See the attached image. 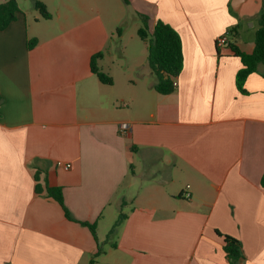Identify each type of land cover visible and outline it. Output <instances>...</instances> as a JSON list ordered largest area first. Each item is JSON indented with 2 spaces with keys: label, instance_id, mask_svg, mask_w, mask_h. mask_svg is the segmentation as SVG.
<instances>
[{
  "label": "crops",
  "instance_id": "0c3cea01",
  "mask_svg": "<svg viewBox=\"0 0 264 264\" xmlns=\"http://www.w3.org/2000/svg\"><path fill=\"white\" fill-rule=\"evenodd\" d=\"M15 1L0 30V264H228L216 231L240 242L242 264H264V64L240 93L231 50L253 51L243 25L264 0H127L149 34L160 20L179 35L168 95L153 89L146 42L130 59L97 7L60 0L47 25L33 0ZM97 53L111 84L91 72Z\"/></svg>",
  "mask_w": 264,
  "mask_h": 264
},
{
  "label": "trees",
  "instance_id": "16d2710c",
  "mask_svg": "<svg viewBox=\"0 0 264 264\" xmlns=\"http://www.w3.org/2000/svg\"><path fill=\"white\" fill-rule=\"evenodd\" d=\"M127 3V0H123ZM33 7L36 9L42 19H49L50 15L46 10L45 5L37 0H33ZM18 11L15 0H5L0 2V30L5 29L13 20ZM142 26L137 30L138 37L147 44V65L155 77L153 89L161 95H168L173 92L175 87V79L179 75L182 65L183 56L181 41L178 33L168 24L158 20L151 34L147 31L146 18H141ZM257 30L254 36V48L250 54H244L231 46L233 54L239 58L242 67L235 75V84L240 93H245L243 88L246 78L257 70L259 64H264V3L257 16ZM35 40H30L27 43V48L30 49L35 44ZM101 53L92 56L90 69L97 79L103 84H111L112 80L107 74L103 73L96 66V60L101 57ZM1 103V99H0ZM261 184L264 186V176H262ZM47 194L53 198L63 209L67 219L73 220L63 204V198L60 188L48 187ZM124 215L120 214L117 220L109 230L107 238L113 235L118 225L124 219ZM83 226H87L95 238L94 225L80 222ZM216 235L221 239L222 250L228 264H242L243 253L241 244L235 238L221 234L216 231ZM90 264H94L91 260Z\"/></svg>",
  "mask_w": 264,
  "mask_h": 264
},
{
  "label": "rangeland",
  "instance_id": "374dc122",
  "mask_svg": "<svg viewBox=\"0 0 264 264\" xmlns=\"http://www.w3.org/2000/svg\"><path fill=\"white\" fill-rule=\"evenodd\" d=\"M2 0H0L1 2ZM30 6L31 1L25 0ZM42 3H46L47 12L53 19L47 21V25L55 24L58 22V15L61 12L60 0H38ZM25 2V4H26ZM33 4V3H32ZM24 5V4H22ZM83 10L88 12L89 8H98L101 16H105V23L108 28H112L121 32L122 35V44L126 46V54L129 55V58L133 61L139 60V52L141 48H143L144 41L141 40L137 35V29L141 27L142 23L138 17V15L127 6L123 0H98L97 4L94 6L91 5L89 0H83L82 2ZM27 7V6H26ZM34 15L40 17L39 12L36 9H32ZM254 22V21H253ZM251 22H248L246 25H243V29L246 32H254L257 29V22H254V26H250ZM116 33V34H117ZM120 44V45H122ZM106 60L103 65V71L105 74L109 76L108 67L109 64ZM115 73V72H112ZM110 77V76H109Z\"/></svg>",
  "mask_w": 264,
  "mask_h": 264
},
{
  "label": "built area",
  "instance_id": "2783aa9c",
  "mask_svg": "<svg viewBox=\"0 0 264 264\" xmlns=\"http://www.w3.org/2000/svg\"><path fill=\"white\" fill-rule=\"evenodd\" d=\"M227 34H228V32L218 37L217 42L219 45H221V46H227L228 45ZM119 130L121 132H126L129 130V125L127 123H121L119 125ZM66 167L67 166H65V168ZM182 197L185 199H188L190 197L189 185H186L184 187V190L182 192Z\"/></svg>",
  "mask_w": 264,
  "mask_h": 264
}]
</instances>
